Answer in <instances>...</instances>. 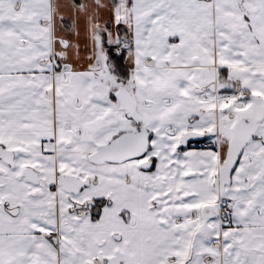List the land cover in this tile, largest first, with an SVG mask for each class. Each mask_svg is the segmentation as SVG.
Wrapping results in <instances>:
<instances>
[{
	"label": "snow or ice",
	"instance_id": "6c2138e0",
	"mask_svg": "<svg viewBox=\"0 0 264 264\" xmlns=\"http://www.w3.org/2000/svg\"><path fill=\"white\" fill-rule=\"evenodd\" d=\"M0 264H264V0H0Z\"/></svg>",
	"mask_w": 264,
	"mask_h": 264
}]
</instances>
